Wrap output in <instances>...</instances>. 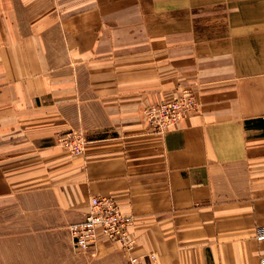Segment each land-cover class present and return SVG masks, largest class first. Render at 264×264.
Returning a JSON list of instances; mask_svg holds the SVG:
<instances>
[{
  "label": "crops",
  "instance_id": "obj_1",
  "mask_svg": "<svg viewBox=\"0 0 264 264\" xmlns=\"http://www.w3.org/2000/svg\"><path fill=\"white\" fill-rule=\"evenodd\" d=\"M183 89L199 110L153 132ZM94 196L131 251L75 248ZM260 227L264 0H0V264H260Z\"/></svg>",
  "mask_w": 264,
  "mask_h": 264
},
{
  "label": "built area",
  "instance_id": "obj_2",
  "mask_svg": "<svg viewBox=\"0 0 264 264\" xmlns=\"http://www.w3.org/2000/svg\"><path fill=\"white\" fill-rule=\"evenodd\" d=\"M199 110L196 93L191 89L180 90L172 100H164L152 104L144 110L149 128L155 133H165L180 123L189 113ZM85 139L82 136L62 139L64 148L80 155L85 149ZM91 208L84 221L71 228L74 246L80 251H86L105 237L110 241L123 245L127 251L134 248L135 241L130 238V227L134 218L125 214L112 197L94 196L90 201ZM256 241L264 244V227L257 229ZM130 264H142L137 258H131ZM260 264H264V254Z\"/></svg>",
  "mask_w": 264,
  "mask_h": 264
}]
</instances>
